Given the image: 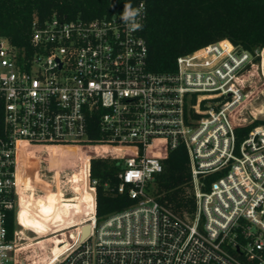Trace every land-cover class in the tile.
<instances>
[{
	"label": "built area",
	"instance_id": "obj_1",
	"mask_svg": "<svg viewBox=\"0 0 264 264\" xmlns=\"http://www.w3.org/2000/svg\"><path fill=\"white\" fill-rule=\"evenodd\" d=\"M132 6L143 7L139 29L120 19L122 9L36 19L29 49L0 37V264H264V124L237 135L263 114L251 105L264 47L252 53L222 39L156 73L147 66L146 4ZM22 144L119 148L90 153L91 212L49 247L19 242L16 222L10 233ZM179 146L195 202L183 214L161 202L157 186L164 154ZM95 158L119 161L118 191L135 199L102 219Z\"/></svg>",
	"mask_w": 264,
	"mask_h": 264
},
{
	"label": "trees",
	"instance_id": "obj_2",
	"mask_svg": "<svg viewBox=\"0 0 264 264\" xmlns=\"http://www.w3.org/2000/svg\"><path fill=\"white\" fill-rule=\"evenodd\" d=\"M141 1H144L147 7L143 35L148 43L147 66L153 72H175L178 56L222 39H229L252 53L264 47V0H0V37H7L20 48L29 49L32 45V26L36 19L43 22L57 14L67 15L68 18L91 20L110 16L124 9L126 2L133 5ZM1 122L0 113V125ZM260 124H264V118H258L238 128L239 141L247 136L252 128ZM36 148L35 146L26 147L20 152L22 167L26 172L29 166L41 156H36ZM47 149L51 158L66 157V165L69 166V162L77 165V167L69 166L72 174L71 181L74 178L77 179L71 190L72 192L80 190L81 182L82 184L84 182L81 179L84 180L83 174L88 166L90 153L83 155L80 151V156H77L76 150H82V146L79 145L44 146L41 151ZM113 151L114 148H110L107 152ZM163 163L164 169L157 177L159 199L181 214L192 211L195 202L189 155L185 146L166 152ZM53 167H56L55 163ZM61 168L56 169L57 178L62 174ZM119 169L120 164L117 160L95 158L90 162L91 177L99 180L96 204V214L99 219L135 203V199L127 190L118 191L121 182ZM210 179H214V176ZM24 180L27 184L28 178L25 177ZM87 190L90 191L88 183L87 187L81 191L84 193ZM82 197L83 194H76L74 200L81 203ZM47 199L58 202L55 203L56 210L59 202H63V196L58 193H50ZM48 200L43 197L38 200L25 197L23 210L46 217L45 214L50 207ZM82 211L83 206L80 210L77 208L74 211V220L78 222L82 220ZM57 213H54L55 219L54 217L52 220L47 219L49 223L59 221L62 225L66 220L72 219H66ZM15 222L12 211L9 217L10 233H13ZM88 230L89 228L86 227L85 235L88 234Z\"/></svg>",
	"mask_w": 264,
	"mask_h": 264
},
{
	"label": "rangeland",
	"instance_id": "obj_3",
	"mask_svg": "<svg viewBox=\"0 0 264 264\" xmlns=\"http://www.w3.org/2000/svg\"><path fill=\"white\" fill-rule=\"evenodd\" d=\"M254 91L253 93V99H252V105L251 107H257L259 109L263 110V114L259 118H264V81L258 80L255 84V86L252 88ZM248 106H250L248 104ZM43 147H37L36 148V156L40 157L36 159L35 162L29 168L27 169V172L23 169V180L25 177L28 178V182L26 185L33 186L41 184L40 186L34 187V191H27L24 195L28 198H32L33 200H38L40 198H45L50 195V193H58L59 195L63 196V202H59V206L55 207V203L58 202H52L49 201V211L45 214L46 217L43 215H39L35 212H28L26 211L22 217L23 221H27L29 223V229L25 232V236L27 235L29 239H36L40 238L39 240H34L31 245H29L32 249H35L39 247L40 245H45L49 247L56 235L58 236H65L66 238H71L70 234H75L78 230V222L75 219L74 220V211L77 209V202L74 200L76 194H80L81 190L87 187V183H85L84 180L81 179V181H84L83 184L81 182L80 190H77L75 192H72L71 188L74 182L77 180L76 178L72 179L70 176L72 175L70 172L69 166L77 167V165L74 162H69L70 165H66V157H53L51 158V155L48 153L49 150H43L41 149ZM39 150V151H38ZM110 148H90L86 146H82V150L78 149L76 150V155L80 156V151L83 152V155L86 153H102L104 151H109ZM35 155V154H31ZM38 160V161H37ZM89 162V160H88ZM53 163V164H52ZM54 163L56 167L54 168ZM62 167V174L59 178L56 176V169H59ZM89 165L85 168L84 172L88 170ZM57 179V180H56ZM25 181V180H24ZM26 183V182H25ZM86 185V186H85ZM84 198V197H83ZM84 200V199H83ZM29 199H27V202ZM32 201V200H31ZM29 203V202H28ZM61 204V205H60ZM30 205V204H29ZM58 212V213H57ZM54 213H57L58 215L61 214L66 219H71V221H67L64 223L61 222H52L49 223L47 219L52 220L54 217ZM55 219V217H54ZM81 221V220H80ZM62 234V235H61ZM23 241L22 243L26 242L27 240ZM71 240V239H70ZM40 241V242H38Z\"/></svg>",
	"mask_w": 264,
	"mask_h": 264
},
{
	"label": "bare ground",
	"instance_id": "obj_4",
	"mask_svg": "<svg viewBox=\"0 0 264 264\" xmlns=\"http://www.w3.org/2000/svg\"><path fill=\"white\" fill-rule=\"evenodd\" d=\"M26 147H31V146H27L25 144H22L20 146V152L23 148H26ZM115 151L116 150H119V148H115L114 149ZM19 180H20V190H19V195H18V204H17V208H16V231H17V240L19 242H23L25 241L26 239H29V237L26 235L25 236V232L29 229V223L27 221H23L22 220V217L23 215H25V211L23 210V201L25 200V193L27 191H34V187L36 188L37 186H40L41 184H38V185H33V186H28L26 185V183L24 182L23 180V167H22V163H21V158H20V155H19ZM84 175V178L85 180L84 181H87L88 179V170L83 174ZM42 186V185H41ZM80 194H83V197H82V201L81 203L77 202V208L78 210L81 209V206H83V211H82V214H83V218L87 217V215L91 212V203H92V196L90 194V191H86V192H80ZM84 199V200H83ZM82 204V205H81ZM82 218V220H83ZM78 222V220H77ZM40 238H36V239H29L27 240L26 242L24 243H27V244H31L34 240H39Z\"/></svg>",
	"mask_w": 264,
	"mask_h": 264
},
{
	"label": "clouds",
	"instance_id": "obj_5",
	"mask_svg": "<svg viewBox=\"0 0 264 264\" xmlns=\"http://www.w3.org/2000/svg\"><path fill=\"white\" fill-rule=\"evenodd\" d=\"M142 12V6L140 8H134L130 2H126L123 12L120 14V19L128 25L129 29H139L142 27L140 22Z\"/></svg>",
	"mask_w": 264,
	"mask_h": 264
},
{
	"label": "water",
	"instance_id": "obj_6",
	"mask_svg": "<svg viewBox=\"0 0 264 264\" xmlns=\"http://www.w3.org/2000/svg\"><path fill=\"white\" fill-rule=\"evenodd\" d=\"M86 227L90 228L89 226H85V227H84V229H83V237L86 236V235H85V228H86ZM88 232H89V230H88Z\"/></svg>",
	"mask_w": 264,
	"mask_h": 264
},
{
	"label": "crops",
	"instance_id": "obj_7",
	"mask_svg": "<svg viewBox=\"0 0 264 264\" xmlns=\"http://www.w3.org/2000/svg\"><path fill=\"white\" fill-rule=\"evenodd\" d=\"M88 165H89V162H88ZM61 195V194H60ZM61 196H64V195H61ZM61 203H64V202H61Z\"/></svg>",
	"mask_w": 264,
	"mask_h": 264
}]
</instances>
